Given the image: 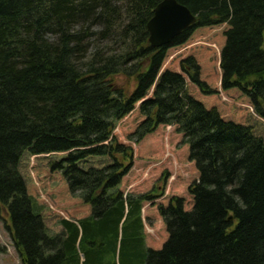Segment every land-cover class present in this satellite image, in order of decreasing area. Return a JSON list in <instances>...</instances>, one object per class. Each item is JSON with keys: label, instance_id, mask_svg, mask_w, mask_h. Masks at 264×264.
Segmentation results:
<instances>
[{"label": "trees", "instance_id": "1", "mask_svg": "<svg viewBox=\"0 0 264 264\" xmlns=\"http://www.w3.org/2000/svg\"><path fill=\"white\" fill-rule=\"evenodd\" d=\"M162 1L0 0L22 264H264V0H177L198 21L155 49ZM154 169L167 189L129 192Z\"/></svg>", "mask_w": 264, "mask_h": 264}, {"label": "water", "instance_id": "2", "mask_svg": "<svg viewBox=\"0 0 264 264\" xmlns=\"http://www.w3.org/2000/svg\"><path fill=\"white\" fill-rule=\"evenodd\" d=\"M196 22L197 18L187 7L176 0H164L148 23L149 42L153 48H162Z\"/></svg>", "mask_w": 264, "mask_h": 264}, {"label": "rangeland", "instance_id": "3", "mask_svg": "<svg viewBox=\"0 0 264 264\" xmlns=\"http://www.w3.org/2000/svg\"><path fill=\"white\" fill-rule=\"evenodd\" d=\"M264 47V46H263ZM120 85H124L126 80L125 78H117ZM137 116L134 114L131 116V120L135 119ZM167 131V130H166ZM167 133H169L167 131ZM187 156L185 155L184 161L186 162ZM187 165V162L186 164ZM167 171V174L165 175L163 172ZM189 173H193L192 170L189 171ZM150 176H145L144 179L142 178H135L131 184L130 193L134 194H144L151 190H158L156 194H159L161 192V188H166V177L170 176L168 175V169H162L158 170L154 169L152 172L149 173ZM164 174V175H163ZM166 176V177H165ZM164 177V178H163ZM65 196H62V199H64ZM65 200V199H64ZM49 226L53 227L55 222L51 219H48ZM155 222V221H154ZM156 223V222H155ZM160 223V221H159ZM12 226L11 222L9 220V217L7 213H0V264H22L20 260V256L15 248L13 238H12V232H11ZM118 262V259H117Z\"/></svg>", "mask_w": 264, "mask_h": 264}]
</instances>
